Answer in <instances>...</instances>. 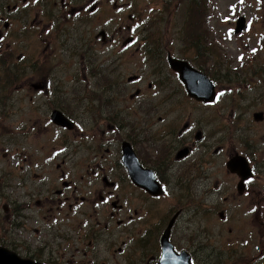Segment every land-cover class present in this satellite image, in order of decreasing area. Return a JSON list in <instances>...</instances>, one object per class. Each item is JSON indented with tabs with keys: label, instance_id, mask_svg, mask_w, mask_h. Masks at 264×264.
<instances>
[{
	"label": "rangeland",
	"instance_id": "1",
	"mask_svg": "<svg viewBox=\"0 0 264 264\" xmlns=\"http://www.w3.org/2000/svg\"><path fill=\"white\" fill-rule=\"evenodd\" d=\"M13 1L17 0H9L10 3ZM27 1L32 9L14 17L10 29L13 40L9 45L4 43L0 51L1 244L7 239L11 246L13 228H17L19 221L13 210L7 217L5 206L8 201L16 200L17 194L21 197L27 194L31 188L30 179L35 180V167L30 162H41L42 157L53 156L54 149L65 141H81L87 147L92 140L89 135L94 134L97 141L107 138L109 122L105 120L106 116L97 111L86 114L88 99L93 97L94 89L100 95L104 77L123 76L126 82L127 76H135L132 93L135 91V97L139 96L137 88L144 92L136 103L150 97H154L155 104L161 103L163 96L159 84L164 82L165 92L171 95L167 107L192 108L195 118L203 119L208 132L218 131L221 146H224L219 159L223 183L228 180L226 156L232 144L240 149L260 150L264 143V124H252L250 114L239 115L237 123L234 115L237 107L234 108L232 103L233 87L241 85L238 92L243 98L246 78L254 71L264 73V33L242 36L232 32V22L240 16H246L254 24L255 32L264 30V18L257 20L255 16L259 0H100L94 6L100 8L96 14L89 15L80 9L81 14L76 17L72 11L81 6L82 0ZM88 1L92 0H83L84 3ZM4 2L0 0L1 9ZM122 6L123 11L118 13ZM108 20L110 23L106 24ZM260 35L263 36L259 38ZM111 36L117 38L112 45ZM131 38L136 40L134 47L117 46ZM169 54L191 62L218 84V95L213 104L191 103L185 94L179 95L173 89L180 90L184 85L169 66ZM244 60L247 63L240 67L239 62ZM49 81L51 92H40H48L46 84ZM124 103H127L126 99ZM61 104L70 114L79 112L92 117L83 139L75 137L81 131L74 124L68 127L67 133L55 126V116L51 113ZM241 112L244 113L238 110L237 115ZM249 124H252L251 130L244 131L243 127ZM239 125L242 130L237 132L235 129ZM114 133L115 136L118 133L116 126ZM84 146L74 143L69 150L71 153L73 147H78L79 165L65 154L50 163L60 166L54 184L65 173L63 178L71 187L66 192L78 205L82 204L74 219L77 229L75 252L63 255L59 264H86L90 259V264H154L149 259L154 253L146 241L150 237L146 235L147 229L142 228L147 227L146 221L139 218L142 229L135 227V202L131 206L127 203L135 195L134 187L130 181L116 183L115 189L109 187L113 194L106 198V201H112L119 196L128 211H116L110 205H102L103 199L96 197V193L102 189L104 175L97 170L88 177ZM32 147L37 151L43 149L44 154L43 150L39 154L25 151ZM254 158L260 173L248 192L236 200L234 211L229 214L233 232L227 229L222 233L215 224L220 222L216 216L213 225L204 220L205 226L201 228L174 229L179 247L189 249L205 245L211 253L202 254L207 264H257L259 248L264 244V240L261 241L264 238V158L259 155ZM66 163L68 171L65 170ZM247 164L251 168V163ZM113 172L111 169L107 176L109 181ZM96 203L100 207H96ZM255 203L261 205L260 210ZM253 207L258 208L255 214L250 213ZM118 216L123 217L122 225L115 222L114 217ZM174 221L175 218L171 221V229ZM93 224L97 226L92 227ZM91 238L93 243L89 245L87 242ZM57 242L62 244L61 240ZM116 246L122 249L116 251Z\"/></svg>",
	"mask_w": 264,
	"mask_h": 264
},
{
	"label": "flooded vegetation",
	"instance_id": "2",
	"mask_svg": "<svg viewBox=\"0 0 264 264\" xmlns=\"http://www.w3.org/2000/svg\"><path fill=\"white\" fill-rule=\"evenodd\" d=\"M99 1L92 0L90 3L89 1L84 3L82 0L81 6L72 11L73 15L79 16L80 9L89 15L96 14L100 8L94 6ZM259 1L258 11L255 12L257 20L264 18V0ZM34 3L36 4L38 1H34ZM29 5L30 2L27 0H17L12 3L5 0L4 8L1 9L0 6V51L5 44L9 45L13 40L10 29L13 28L14 17L30 11L32 8ZM67 5L65 2V6ZM235 22L236 20L232 23L235 24ZM248 26L249 28L243 31L242 36L248 33L249 35L264 33V30L255 32L254 24L249 20ZM232 31L235 33V29ZM112 36L110 38L111 45L112 41L117 42V38ZM262 36L260 35L259 38ZM117 46L127 47L124 44ZM256 55L257 53L254 54V58ZM246 63V60L241 61L239 66L243 67ZM262 77H264V73L254 71L246 78L244 85L246 95L243 98L238 92L241 85L233 87L234 100L232 103L234 108L237 107L234 113L237 123H239L241 114H250L252 118L260 117L264 121V80ZM212 82L214 91H217L218 84L213 80ZM133 84H135L133 75L127 76L126 82L123 76H107L100 83V95L96 92L98 90L94 89L93 97L88 99L86 114L90 113L91 115L97 111L100 115H105V120L109 122L107 138L102 137L97 141L94 134L89 135L92 140L87 143V147L81 141H65L60 147L54 149L53 156L42 157L39 159L41 162L33 160L30 162L35 167V180L30 179L31 188L27 194L22 197L17 194V199L11 203L8 201L7 208L6 206L4 208L7 217L8 212L13 210L15 218L19 221L17 223L15 221L17 228H13L11 246L6 239L3 244L0 243L1 249L4 248L19 259L28 261L29 264H59V259H62L63 255L75 252L77 229L74 219L78 217L77 213H80L79 208L82 204L78 205L76 199L71 198L66 192L71 187L63 178L65 173L54 184L60 166L50 164L60 155L65 154V157L76 166L79 165L77 161L80 154L78 147H73L71 153L69 152L74 143H82L85 147L88 177L91 178L92 173L97 170H100L104 175L102 189L96 193V197H102V205H110L116 211H128L119 196L115 198L117 200L112 201H106V198L109 199L110 194H113L109 187H114L116 183L122 184L125 181H130L134 187L135 195L127 203L128 206H131L135 202L133 215L135 227L147 229L146 235L150 238L146 241L151 246L150 251L154 253V256H150L149 259L154 264H158L162 260V236L173 218L175 221L170 232L169 242L175 254L184 253L191 264H207L206 257L202 254L211 253L205 245L189 249L179 247L175 241L174 229L179 227L201 228L205 226L204 220L205 223L213 225L212 220L218 216L220 222L215 224L221 229V232L224 233L227 229L233 232L229 214L234 211L236 200L238 201L240 196L248 192L250 186L256 181L255 177L260 173L258 162L254 157L259 155L260 158H264V143L259 147V151L240 149L232 144L226 156V163L233 159L230 169L233 170L234 166L243 169L246 166V161L251 163L250 169L253 175L244 180L225 166L228 180L223 183L220 181L219 159L224 151V146H221L218 131L208 132L203 119L195 118L192 108L181 109L177 105H173L172 108L167 107L171 95L165 92L166 87L163 83L159 84L163 100L157 104L153 101L154 97L148 98L145 102L136 103V100L144 92L137 88L136 90H140V94L135 97V91L132 93V90H135ZM46 85L49 88L52 86L50 81ZM196 86L201 89V83ZM173 89L179 95L185 94L191 103L199 105H207L205 98H211L208 93H189L187 86L180 90ZM125 99L127 103L123 104ZM184 102L186 101L184 100ZM58 105L55 106L57 109L52 110L51 116L55 111L61 112L67 117L66 119H69V126L74 124L80 129L81 132L75 137L83 139L92 117H87L85 113L79 112L70 114L64 104ZM238 110H242L244 113L241 112L237 115ZM254 118L252 124H264L263 121L256 122ZM252 124L243 127V130H251ZM115 126L118 128L116 136ZM58 129H61L63 133L68 132L65 127L58 126ZM241 130L240 125L235 129L237 132ZM104 134L105 131H103ZM42 150L38 149L37 151L32 147L25 151H36L39 154ZM27 157L31 159V156ZM23 161L27 162V160ZM111 169L114 172L109 181L107 176ZM65 170L68 171L67 163ZM128 172L132 179L129 178ZM96 174L98 175V173ZM104 194L108 196L104 198ZM255 205H258L260 210L261 205L257 203ZM96 207H100V204L96 203ZM161 208L164 210L161 211ZM258 208L253 207L250 213L255 214ZM114 214L115 212H112V215ZM139 218L146 221L147 227L141 228ZM114 219L117 225H122L124 222L123 217L118 216ZM95 226L97 225H92V227ZM57 240H61L62 244H59ZM263 240L264 238L261 239V241ZM87 243L92 245L93 239L91 238ZM119 248L121 247L116 246V251ZM173 254L170 249L166 255ZM86 255L88 256V253ZM90 260L86 264H90ZM257 264H264V244L259 248Z\"/></svg>",
	"mask_w": 264,
	"mask_h": 264
},
{
	"label": "water",
	"instance_id": "3",
	"mask_svg": "<svg viewBox=\"0 0 264 264\" xmlns=\"http://www.w3.org/2000/svg\"><path fill=\"white\" fill-rule=\"evenodd\" d=\"M243 21L244 19H240V26L237 29V32L243 29L244 27ZM169 61L171 65H173L174 70L180 74V79L187 86V90L189 93H200V92H203L205 94L208 93V95L211 98L210 99L205 98V101L212 102V100L214 99V95H215L213 84L209 81V79L204 74L199 73L196 69H194L189 63L185 61H181V60H178L172 57L169 58ZM199 83H201V89H199L196 86ZM241 170L244 172L246 171V168L244 167ZM171 226H172V223L170 224V227L167 229V231L165 232L163 236V239H162L163 244L167 243L169 239ZM185 261H187V259ZM161 263L167 264L164 258ZM0 264H29V262L19 259L18 257H16L13 254H10L6 250L0 249ZM175 264H183V263L181 261H178ZM189 264H190V261H189Z\"/></svg>",
	"mask_w": 264,
	"mask_h": 264
},
{
	"label": "snow or ice",
	"instance_id": "4",
	"mask_svg": "<svg viewBox=\"0 0 264 264\" xmlns=\"http://www.w3.org/2000/svg\"><path fill=\"white\" fill-rule=\"evenodd\" d=\"M253 211H255V209H253Z\"/></svg>",
	"mask_w": 264,
	"mask_h": 264
}]
</instances>
